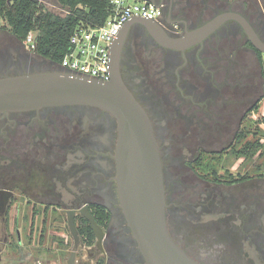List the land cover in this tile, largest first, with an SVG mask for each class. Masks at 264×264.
Segmentation results:
<instances>
[{
    "label": "flooded vegetation",
    "instance_id": "flooded-vegetation-1",
    "mask_svg": "<svg viewBox=\"0 0 264 264\" xmlns=\"http://www.w3.org/2000/svg\"><path fill=\"white\" fill-rule=\"evenodd\" d=\"M155 1L163 5L162 17L130 26L120 68L160 148L170 234L202 264H264V163L244 161L232 174L227 161L202 160L209 151L202 142L194 160L184 162L185 173L166 161L172 157L167 147L172 135H200L211 153H221L259 132L251 118L264 100V51L234 19L186 48L164 45L152 32L178 38L232 11L244 16L264 43V0ZM52 66L60 68L14 36L8 43L0 39V75ZM117 140V119L92 105L0 112V264H22L25 244L42 251L30 255V264H53L48 243L70 240L75 246L61 264H77L82 249L87 250L82 264H146L120 204ZM98 206L109 215L103 224ZM70 218L78 230L88 221L92 244L80 230L78 237L71 233Z\"/></svg>",
    "mask_w": 264,
    "mask_h": 264
},
{
    "label": "water",
    "instance_id": "water-1",
    "mask_svg": "<svg viewBox=\"0 0 264 264\" xmlns=\"http://www.w3.org/2000/svg\"><path fill=\"white\" fill-rule=\"evenodd\" d=\"M239 21L252 43L264 51V43L244 16L224 12L199 29L171 38L153 31L164 45L186 48L202 41L227 20ZM127 22L111 45L108 81L56 69L0 75V112L39 109L47 106L85 104L102 108L118 121L116 148L117 184L121 208L146 264H202L190 256L172 237L166 216V188L162 157L152 122L125 84L120 56L130 26ZM89 220L99 236L101 226L90 214ZM71 233L79 236L74 218L69 219Z\"/></svg>",
    "mask_w": 264,
    "mask_h": 264
},
{
    "label": "trees",
    "instance_id": "trees-1",
    "mask_svg": "<svg viewBox=\"0 0 264 264\" xmlns=\"http://www.w3.org/2000/svg\"><path fill=\"white\" fill-rule=\"evenodd\" d=\"M70 13L60 15L43 11L39 0H0V28L7 27L11 34L23 42L29 32L40 29L35 53L61 66L74 30L82 24H103L107 20L111 5L107 0H58ZM57 67V66H56ZM58 68V67H57ZM264 122V116L262 117ZM258 143H250L237 151L238 155L251 156ZM102 224L109 215L105 207L98 206ZM80 233L92 244L94 234L87 220L81 221Z\"/></svg>",
    "mask_w": 264,
    "mask_h": 264
},
{
    "label": "built area",
    "instance_id": "built-area-1",
    "mask_svg": "<svg viewBox=\"0 0 264 264\" xmlns=\"http://www.w3.org/2000/svg\"><path fill=\"white\" fill-rule=\"evenodd\" d=\"M111 5L110 14L103 24H82L74 30L64 54L61 67L76 74L86 75L103 81L111 78V45L128 21L144 17L159 20L163 5L155 0H107ZM43 11L60 15L70 13L58 0H39ZM40 29L29 32L24 46L34 52Z\"/></svg>",
    "mask_w": 264,
    "mask_h": 264
},
{
    "label": "rangeland",
    "instance_id": "rangeland-1",
    "mask_svg": "<svg viewBox=\"0 0 264 264\" xmlns=\"http://www.w3.org/2000/svg\"><path fill=\"white\" fill-rule=\"evenodd\" d=\"M51 1V0H47ZM135 1V0H132ZM13 37L11 32L7 27H1L0 28V39L6 40V43L9 42L10 37ZM56 66H52L50 69H56ZM264 116V100L260 104V108L258 111H256V115L251 118L252 123L251 125L253 128H257L259 132L255 133V130L250 132L246 135L245 139L239 142L234 146L232 150L225 151V152H212L210 150L212 146L210 144H206V142L200 137V135H186V134H178V135H172V137L169 138L168 146L172 151V157H169L166 159V161H170L172 165L175 167V169H178V172L185 173L183 171L182 167L184 165L185 161H191L194 160L197 154V146L202 142V147H209V151L205 152V154L202 156L203 161H219L218 159L222 161H227L226 168H229L232 172V174L238 173L240 170V166L244 161H262L264 163V122L262 121V117ZM261 117V118H260ZM259 119V120H258ZM256 129V130H257ZM201 141H200V140ZM245 141V143H244ZM250 143H258V147L255 150V152L251 156L244 157L243 155H238L237 151L246 146L250 145ZM221 146V145H220ZM218 146V147H220ZM213 149L217 151V147L213 146ZM246 158V160H244ZM252 158V159H250ZM222 174H225L226 172L224 169L221 170ZM17 204H14L11 209V218L13 221V218H16L17 215ZM28 211V208H26ZM66 222L63 220V228L65 229ZM64 232L68 234V230L65 229ZM51 250V257L54 260L53 264H61L63 257H69L71 256V251L74 248V241L70 240L69 244L60 245L57 242L54 243H48ZM20 250L22 252L21 258H23L22 264H30V255L33 253H41L42 251L37 250L34 248V246L30 245H23V247ZM86 249H82L78 252V260L79 257L80 261L77 262V264H82L86 260ZM82 259V260H81ZM88 264H92V262H88Z\"/></svg>",
    "mask_w": 264,
    "mask_h": 264
}]
</instances>
